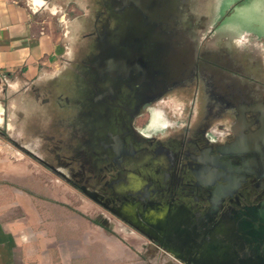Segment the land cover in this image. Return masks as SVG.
Here are the masks:
<instances>
[{"label": "flooded vegetation", "instance_id": "af4514ba", "mask_svg": "<svg viewBox=\"0 0 264 264\" xmlns=\"http://www.w3.org/2000/svg\"><path fill=\"white\" fill-rule=\"evenodd\" d=\"M24 1L42 18L62 23L66 55L57 71L20 86L24 95L16 106L15 124L0 133L182 264H264V35L253 38L259 40L257 48L249 42L255 29L247 27L248 36H235L229 46L240 52L238 57L222 52L224 45L217 53L195 52L186 32L175 30L176 41L163 39V53L152 50L146 55L156 41L152 34H165L167 17H176L169 14L172 9L155 6L159 0H115L112 11L121 14L117 22L125 21L116 28L107 27L111 10L100 0ZM71 5L75 14L68 13ZM160 16L165 19L160 21ZM98 21L102 34L93 30ZM133 23L141 27L129 26ZM98 34L104 46L92 55V38ZM190 81H195V101L209 98L206 116L198 119L197 108L192 119L162 114L155 103L171 91H186ZM90 86H96L93 98ZM73 89L83 106L89 101L103 104L86 110L91 119H51L55 129L28 119L30 109L48 104L58 111L66 108L69 118L77 107ZM115 100L126 106L120 114ZM29 102L33 105L25 108ZM145 114L147 119L138 122ZM160 114L166 119H159ZM109 118L115 121L110 129ZM76 128L116 141L110 151L121 156L123 187L128 183L138 188L135 173L126 169L143 161L134 153L155 152L159 170L141 165L150 181L146 193L155 198L143 204L138 196L126 197L121 181L116 184L119 178L107 179L114 176L109 168L102 174L93 166H76L63 150L51 157L45 135ZM123 137L130 138L132 148H125Z\"/></svg>", "mask_w": 264, "mask_h": 264}, {"label": "rangeland", "instance_id": "374dc122", "mask_svg": "<svg viewBox=\"0 0 264 264\" xmlns=\"http://www.w3.org/2000/svg\"><path fill=\"white\" fill-rule=\"evenodd\" d=\"M103 2L105 3H102L100 0V3L103 4V6H107V9L111 10L107 11L108 20L105 22L107 27L116 28L117 25L119 27L120 24H123L125 21L121 23L120 20H122V18H120L117 22V17H119L121 14L115 12L114 10L112 11V9L116 7L115 0H103ZM155 6L161 10H164V8H169V10L172 9V11H169V14H173L176 17L174 19H170L167 17V15H165L167 20L164 26H166L165 28H168L169 30L166 31L165 34L162 32H159L160 34L158 32H156V34H152L156 37V41H152L151 46L147 47V50L144 51L146 55L150 54L152 50H157L163 53V50H161L162 43L164 42L163 39L166 40L168 39V36H171L172 39L176 41L177 35H173L175 30L176 32L179 30L181 33L185 31L186 34L184 33L183 35H186V37L189 38L188 40H191L195 52L199 53H212L214 51L217 53L220 50L219 47L223 45L224 48L221 50L222 52L237 53L238 51H234L230 48V41L242 32L248 36L246 33L248 28L255 29L251 33L249 32V37L252 36L250 37L251 39L249 38V42L254 48H257L255 44L258 43L259 40H254L253 38L256 37L259 39L258 37H263L264 35V0H159L156 2ZM74 9L76 8L71 5V7L68 9V13L71 11L73 14H75L76 12H73ZM77 12L79 13V11ZM59 14L61 15L62 13ZM95 15L97 17L98 12ZM64 16L67 17V14ZM161 17L162 16L159 17L160 19L157 17V19L163 21L165 18L163 16L161 19ZM44 18H48L46 25H53L58 33L63 34L64 26L60 21L53 19L52 17ZM97 19H100L99 16ZM129 26H132L136 29L141 27V25H136L135 23ZM93 30L99 31L100 34L103 33V26L99 21L93 26ZM120 32H122V30L119 28L118 33ZM259 33H262L263 35ZM123 35H125L124 32ZM98 37L100 38L99 34L96 36V38H92L93 42L95 43L94 47L92 48V55L102 52L101 47L104 45L99 41ZM115 39L116 35L113 39L110 37V41H114ZM111 44L112 43L109 45ZM216 44H219L220 46H216ZM239 53H237V56H242ZM246 53L250 52L246 51ZM247 56L245 57L247 58ZM95 89L96 86H90L91 94L89 97L93 98L94 95L97 94ZM19 91L20 87L16 86L14 80L12 79L4 81L0 84V132H4L5 134L7 132L6 127H8L10 124H15L14 116H16L18 112L16 106L20 101V96L24 95ZM75 92V89H73L71 97L72 104L76 105L77 107L74 111L72 105L71 110L73 111L69 118H67L68 114L66 113V108H60L58 111L55 109L54 105L48 104L30 109L31 111H29L27 114L28 119H37V124L42 127L46 126L47 124L49 126L52 125V129H55V125L54 122L52 124L51 119H76L78 122L80 119H91V115L89 113L86 114V110L88 111L90 107L94 106H103V104H97L93 101H89V103H87L88 105L83 106V101L76 99ZM194 92L195 81H190L186 91H181L180 94L176 93V91H171L170 93H167L165 97L160 99L157 104L155 103V105L160 109L162 114H168L169 117H172L171 115L173 114L176 116L175 118L187 117V119H192L190 114L192 113L195 115V110L197 108V118H203V116H206V107H208L207 105L209 103V98L203 94L205 97V102H203L200 97L198 98L199 102H197V99L195 101V98H193V96L195 97ZM183 93L184 95H182ZM113 102L115 103L114 107H116V113L118 112L120 114L123 111V108L126 109L124 103L118 101L116 102V100ZM31 105L33 104L29 102V104L25 105V108H29ZM83 110H85V113H83ZM212 114L213 113L208 112L210 117H212ZM142 119L143 120L140 119L138 122L145 121V119H147V114H145ZM159 119H166V117L160 114ZM50 120L51 124L49 122ZM108 121L111 122L108 123L110 129L114 124L112 122L115 121L110 118ZM215 122L224 123L219 120ZM53 132L55 131L53 130ZM107 136L108 135L103 134L96 138L94 136L88 135L86 132L79 131L76 128L75 130L64 133L63 135H57V132H55L52 133V136L45 135L44 138L47 139L45 142L47 143V151L50 152L51 157H53L51 153L54 151L62 152L63 150L65 151V154L75 159L76 166L79 164L93 166L100 169L102 174L106 173L104 169L109 168L110 171L114 173V176H107V179L111 180L115 177V179L119 178V180L117 179L116 181V184H119L122 174V163H120L121 156H118L117 153L110 151V144H116V141L112 138H108ZM122 141L125 143V148H127V146L132 148V144H129L131 141L130 138L123 137ZM58 145L61 150L59 149ZM3 147H6L7 149L9 148L14 155L16 154L17 156L20 155L24 157L27 156L26 158L30 165H36L40 168L38 172H29L32 173L33 176H29L28 181H41L44 186L43 194L45 197H49L50 195L57 196L59 199L57 202L68 206L76 213H87L88 216H91L93 223L104 228L109 236L113 235L123 240L124 243L131 248L138 249L140 251V259L146 261V264H182L173 258L171 254H169L164 248L160 246L157 247L152 244L145 236L137 233L132 228L111 215L99 204L84 195L79 189L69 184L64 178L53 173L50 169L41 166L36 159L24 153L18 145L11 143L0 133V148ZM115 149L123 152V149L118 145L115 146ZM106 153L108 154V157L105 155ZM154 153L155 152L144 153L143 155H138L136 152L134 153L136 157L141 156L143 161L141 160L142 162L138 166L132 165L126 169L132 170L135 173L137 180L136 184L138 185V188L131 186L128 183H126L123 187V183L121 181L120 185H122L124 188L123 195L126 197L138 196L143 204H148L151 199L155 198L150 196L149 193H146V191H148L147 183L150 181L147 177V174L142 172L141 166H150L152 170H159L158 163L153 161V159H156L157 157V155ZM29 168L31 169L32 167ZM110 171L109 173H111ZM28 190L32 191L33 189L29 188ZM63 200L65 202H63Z\"/></svg>", "mask_w": 264, "mask_h": 264}, {"label": "crops", "instance_id": "0c3cea01", "mask_svg": "<svg viewBox=\"0 0 264 264\" xmlns=\"http://www.w3.org/2000/svg\"><path fill=\"white\" fill-rule=\"evenodd\" d=\"M47 20L24 0H0V84L20 87L61 67L63 34ZM26 157L0 148V264H146L87 213L45 197L41 181H28L40 168Z\"/></svg>", "mask_w": 264, "mask_h": 264}]
</instances>
